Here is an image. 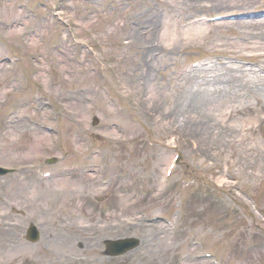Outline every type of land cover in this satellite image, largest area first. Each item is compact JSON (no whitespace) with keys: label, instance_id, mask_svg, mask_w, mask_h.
Listing matches in <instances>:
<instances>
[{"label":"rangeland","instance_id":"374dc122","mask_svg":"<svg viewBox=\"0 0 264 264\" xmlns=\"http://www.w3.org/2000/svg\"><path fill=\"white\" fill-rule=\"evenodd\" d=\"M58 1L0 0V165L18 170L0 181V264H178V254L180 264H213L196 258L206 249L222 264H264V91L237 97L254 80L228 84L212 104L190 89L209 67L223 74L225 55L250 66L264 53L236 34L244 26L213 25L264 21V0H62L57 10ZM198 15L211 26L189 22ZM187 100L201 121L176 111ZM50 169L56 176L38 177ZM31 223L35 242L24 238ZM119 237L140 245L106 256L103 243Z\"/></svg>","mask_w":264,"mask_h":264},{"label":"bare ground","instance_id":"6f19581e","mask_svg":"<svg viewBox=\"0 0 264 264\" xmlns=\"http://www.w3.org/2000/svg\"><path fill=\"white\" fill-rule=\"evenodd\" d=\"M119 2H122L119 1ZM224 6H227V4H224ZM238 9H236L235 11H237ZM240 12H244V11H249V10H239ZM206 15V14H203ZM203 15H198L199 17L197 19L195 18H190L189 22L190 23H201L202 26L206 25V26H211L209 24H204L202 19ZM256 15V14H254ZM224 15H221L220 13H216L214 15H210L209 17L212 19H219L220 17H222ZM226 17V15H225ZM231 16L227 15V18H230ZM234 17L236 18V16L234 15ZM253 16H249L247 19L244 20H237L234 21H224V23L222 22H216L213 25H221V24H226L228 27H230V25L236 24L238 26L242 25L244 26L242 29L239 28V31L236 32V28H232L236 34L242 35V40L245 43H254L256 48L258 49L260 48V43L264 46V21L261 19L258 20H252ZM256 28L254 31L253 30H249V29H253ZM218 32L215 31H209L206 30V34H204V37L207 36V38L215 36ZM138 40L144 41V38H142L141 36L137 37ZM138 40H136V44L133 45L134 46V50L140 51V50H145L146 52H149L148 50L145 49V45H142ZM259 40V41H257ZM226 41V40H225ZM237 41V40H236ZM233 41V42H236ZM80 45H82V41H78ZM145 52V53H146ZM242 55V54H240ZM264 53L262 54V52H257L252 54L251 57H253L255 60L252 63V65L248 66L246 64H244L243 62H241V56H236V57H232L229 55H225L221 58L222 61V67L223 68H219V70L223 71L222 73H215L218 76L215 75H211L214 73L213 68L209 67L208 70H204L205 74L202 77H199L200 81L194 80V83L190 86V89H192V86L194 87L193 90H195L199 95L197 96L198 101L199 98L203 99L204 97L206 98V102L207 103H212V104H216V100L215 98L217 97H221V95H223V93L225 92V86L226 85H230L232 84L233 86H236V84H241L244 86H246V84H248L250 81H253L254 83V87L252 89L250 88H246V89H241V90H237V97H244L246 98L247 95H252L253 93V89H260L262 91H264V75H263V71H264V67L261 66V64H264V61L262 60ZM228 63V65H227ZM103 62L101 64V66H103ZM105 65V64H104ZM157 66V63L155 62V60L151 63H148V70H147V77L146 80L149 81V78L151 77V75H153V72H151L152 70L155 71ZM190 67V66H189ZM254 67H257L254 68ZM236 72H238V74H236ZM254 75H249L250 73H253ZM210 73V74H208ZM196 74V73H192L191 75ZM189 75V74H188ZM209 75V76H207ZM153 81V80H152ZM208 95V97H207ZM159 99V97H158ZM116 100V99H115ZM260 105H264L263 103H260ZM176 111L179 110L180 112H182V110H184L185 116L188 118V120L190 121H201L200 120V116L203 114L200 110V107L198 105L197 102L195 101H191V104L189 102V100H187L185 102V104H181V103H177L176 107H175ZM262 109H264V106H262ZM238 108H234V107H228L227 112H224L225 115V120L227 121L228 118L231 117L232 114H234V112H237ZM187 113L191 116L189 118V115H187ZM220 114V113H218ZM218 120V119H217ZM187 121V120H186ZM203 123L207 124L208 121L206 120H202ZM188 123V122H187ZM224 123V122H223ZM219 124V121H218ZM201 125V124H200ZM199 125V126H200ZM225 127L231 131V127L227 124H224ZM242 141V140H241ZM180 164L178 165L179 168ZM177 168V169H178ZM192 178V177H191ZM39 238V235L38 237ZM79 243H81V241H78Z\"/></svg>","mask_w":264,"mask_h":264},{"label":"water","instance_id":"95a60500","mask_svg":"<svg viewBox=\"0 0 264 264\" xmlns=\"http://www.w3.org/2000/svg\"><path fill=\"white\" fill-rule=\"evenodd\" d=\"M125 240H118V241H114V242L109 241L108 242L109 252H110V250H111V252H121V251L125 250L126 248L132 246L134 243L132 241H125ZM125 244H128V245L125 247L124 246Z\"/></svg>","mask_w":264,"mask_h":264}]
</instances>
